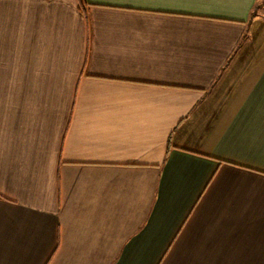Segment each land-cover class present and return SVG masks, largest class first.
<instances>
[{
    "label": "crops",
    "instance_id": "0c3cea01",
    "mask_svg": "<svg viewBox=\"0 0 264 264\" xmlns=\"http://www.w3.org/2000/svg\"><path fill=\"white\" fill-rule=\"evenodd\" d=\"M0 264H264V0H0Z\"/></svg>",
    "mask_w": 264,
    "mask_h": 264
},
{
    "label": "trees",
    "instance_id": "16d2710c",
    "mask_svg": "<svg viewBox=\"0 0 264 264\" xmlns=\"http://www.w3.org/2000/svg\"><path fill=\"white\" fill-rule=\"evenodd\" d=\"M81 1V4L83 3V0H80Z\"/></svg>",
    "mask_w": 264,
    "mask_h": 264
}]
</instances>
